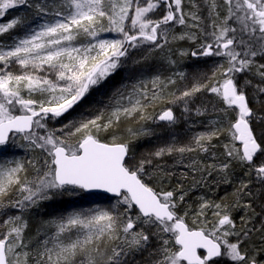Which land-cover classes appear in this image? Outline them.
<instances>
[{
	"label": "snow or ice",
	"instance_id": "1",
	"mask_svg": "<svg viewBox=\"0 0 264 264\" xmlns=\"http://www.w3.org/2000/svg\"><path fill=\"white\" fill-rule=\"evenodd\" d=\"M18 7L35 19L0 22V146L38 155L0 164V264H264V0H0V18ZM152 54L165 63L142 78ZM187 56L213 66L180 70ZM182 120L203 130L179 138ZM157 121L171 139L138 153ZM81 194L109 206L30 231Z\"/></svg>",
	"mask_w": 264,
	"mask_h": 264
},
{
	"label": "rangeland",
	"instance_id": "2",
	"mask_svg": "<svg viewBox=\"0 0 264 264\" xmlns=\"http://www.w3.org/2000/svg\"><path fill=\"white\" fill-rule=\"evenodd\" d=\"M13 17H20V18H26L29 22H32L35 18L31 11L28 9H25L23 7H18L16 9H10L8 12L4 15V17L0 18V22H7ZM44 22L43 20H39L37 23H33V27L38 28L39 23ZM175 31H179V29H175ZM108 38H113L114 34H106ZM0 39L4 41H8L11 39L9 34H6L4 37H0ZM176 48H182V49H188L189 51L195 50L192 45L188 42H178L174 45ZM136 56L140 55H147V53H141L136 52ZM177 58V57H173ZM165 63L162 61L161 57L152 54L148 61L145 62L142 66H137V68H142L143 73H148L145 76L143 75L142 78H149L151 75H154L157 70H161L162 64ZM213 66V61L211 58L208 59L207 63L204 62V60H198L197 58L187 56L182 59H179V67L180 70H183L185 72H193V71H207L209 68ZM130 72L132 71L130 66ZM110 96V95H109ZM109 96H103V94L93 95L92 100L95 101V104H92V102H89L87 105L84 106L81 111H85L88 108L91 107H101L104 104L108 102ZM105 97V98H104ZM159 111V109H157ZM177 115H179L180 109H175ZM149 128L155 129L156 135L155 136H145L146 139H148V144H146L144 147L136 149L138 153H146L158 145H162L164 142L171 139V133L166 127H162L160 125H163V122L157 121L156 123H149ZM59 127V125H56ZM191 128V131L189 129ZM203 125L202 124H195L194 126L190 124L189 122L181 121L180 124H178L174 131L177 137L183 138L186 136H189L195 132L202 131ZM17 144H26L23 140H18ZM38 153H34L30 151L27 147H19V146H0V164H10L11 161L19 160V161H27L29 159H32L34 156H37ZM26 156V157H25ZM172 161L169 160V163ZM182 170V169H180ZM201 194H206L210 197H216V193H209L207 189H197L194 193H192V199L195 200L197 196ZM57 201H68V210L72 209H88L89 207H108V201L102 196V195H88V194H81V196L78 197H64ZM195 207V205H193ZM259 210V209H258ZM11 214V213H10ZM243 213H236L237 217L239 215H242ZM0 219H3V217H0Z\"/></svg>",
	"mask_w": 264,
	"mask_h": 264
},
{
	"label": "trees",
	"instance_id": "3",
	"mask_svg": "<svg viewBox=\"0 0 264 264\" xmlns=\"http://www.w3.org/2000/svg\"><path fill=\"white\" fill-rule=\"evenodd\" d=\"M149 73V72H148ZM148 73H143L144 76ZM131 75L130 69L128 71H123L121 75L117 76L112 83L108 86L106 89H102L100 92L94 94L95 96L98 94H103V96H109L112 91L115 90L116 87L122 86L124 83L129 82V77ZM105 98V97H104ZM92 104H95V101L92 99L90 100ZM87 105V104H86ZM135 126V125H133ZM149 128V125H147ZM146 144H148V139L145 137H141L135 141V150L141 147H144ZM26 157V156H25ZM237 173L239 174V169H237ZM231 186H222L219 191L215 192L216 197L223 196L226 192H231ZM68 201H51L47 202L44 205L41 206V208L38 211H33L30 214V231L34 234L35 230L40 227L41 222L49 219L52 216L59 215L65 211H67L68 208Z\"/></svg>",
	"mask_w": 264,
	"mask_h": 264
}]
</instances>
